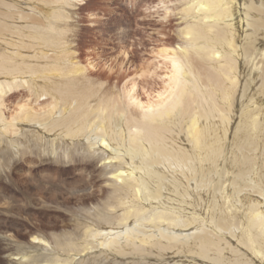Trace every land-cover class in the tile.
I'll return each mask as SVG.
<instances>
[{"label": "bare ground", "instance_id": "1", "mask_svg": "<svg viewBox=\"0 0 264 264\" xmlns=\"http://www.w3.org/2000/svg\"><path fill=\"white\" fill-rule=\"evenodd\" d=\"M73 1L0 0V166L60 156L101 186L77 187L75 234L34 232L7 264H264V0H180L145 102L83 76Z\"/></svg>", "mask_w": 264, "mask_h": 264}, {"label": "rangeland", "instance_id": "2", "mask_svg": "<svg viewBox=\"0 0 264 264\" xmlns=\"http://www.w3.org/2000/svg\"><path fill=\"white\" fill-rule=\"evenodd\" d=\"M179 1L74 0L64 36L70 43L67 51L94 85L107 89L116 85L124 98L131 92L145 102L146 94L163 88L169 63L161 56L178 44L177 31L183 27L175 10ZM37 9L47 12L46 7ZM12 96L19 102L5 101L6 118L26 99L23 90ZM9 159V165L0 166V264H7V256L18 255L19 245L23 247L34 232L46 237L75 234L85 221L77 187L88 186L93 196L85 202L94 203L102 181L85 178L83 168L63 164L60 156L11 154Z\"/></svg>", "mask_w": 264, "mask_h": 264}]
</instances>
